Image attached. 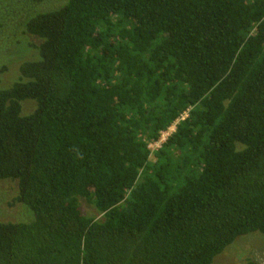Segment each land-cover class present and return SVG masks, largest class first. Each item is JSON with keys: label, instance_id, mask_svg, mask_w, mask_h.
<instances>
[{"label": "trees", "instance_id": "16d2710c", "mask_svg": "<svg viewBox=\"0 0 264 264\" xmlns=\"http://www.w3.org/2000/svg\"><path fill=\"white\" fill-rule=\"evenodd\" d=\"M22 34L0 181L30 217L0 222V264H213L264 236V0H66Z\"/></svg>", "mask_w": 264, "mask_h": 264}, {"label": "rangeland", "instance_id": "374dc122", "mask_svg": "<svg viewBox=\"0 0 264 264\" xmlns=\"http://www.w3.org/2000/svg\"><path fill=\"white\" fill-rule=\"evenodd\" d=\"M65 1L43 0L41 3H32L29 0H0V65L7 69L0 74V88L11 86L18 78V66L34 54L28 53L25 46L21 47L19 43L22 40L30 41L29 37L22 34L24 21L35 14L56 10ZM32 103L30 101L22 103V115L34 110L35 105ZM172 133L171 131L170 135ZM155 150L154 147L150 149ZM16 196L17 187L14 182L0 181V222H20L30 217L28 212L15 202ZM81 205L86 214L95 215L93 208L84 200H81ZM248 260L264 264L263 235L254 233L238 239L218 256L213 264H245Z\"/></svg>", "mask_w": 264, "mask_h": 264}, {"label": "built area", "instance_id": "2783aa9c", "mask_svg": "<svg viewBox=\"0 0 264 264\" xmlns=\"http://www.w3.org/2000/svg\"><path fill=\"white\" fill-rule=\"evenodd\" d=\"M175 125L176 123L172 124L165 132H162L159 139L156 142H153L151 144L148 145V148H156L159 149L160 146L166 141V139L170 136V132H174L175 131Z\"/></svg>", "mask_w": 264, "mask_h": 264}]
</instances>
